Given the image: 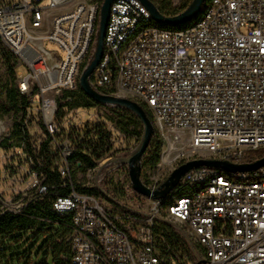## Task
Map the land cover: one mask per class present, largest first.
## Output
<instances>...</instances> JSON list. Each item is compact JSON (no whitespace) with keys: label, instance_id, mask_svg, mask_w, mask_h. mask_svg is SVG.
<instances>
[{"label":"built area","instance_id":"obj_1","mask_svg":"<svg viewBox=\"0 0 264 264\" xmlns=\"http://www.w3.org/2000/svg\"><path fill=\"white\" fill-rule=\"evenodd\" d=\"M103 1L0 0V44L16 58L17 91L28 102L18 116L0 120V158L18 161L27 176L12 178L1 210L18 214L25 198L47 194L35 157L44 148L55 154L60 177L74 174L83 190L71 186L52 203L53 213L71 218L61 264H264V166L241 173L194 168L165 199L153 200L135 193L127 166L114 163L135 144L85 173L71 160L72 136L114 108L93 103L82 122L79 110L65 111L69 99L61 100L92 60ZM148 1L158 10L159 0ZM203 6L195 23L177 30L154 22L139 0L113 1L89 85L143 108L152 139L168 138L182 159L175 168L204 159L200 152L211 155L205 160L251 164L262 157L249 156L264 150V0ZM103 169L124 182L99 186ZM141 182L153 192L164 181Z\"/></svg>","mask_w":264,"mask_h":264},{"label":"trees","instance_id":"obj_2","mask_svg":"<svg viewBox=\"0 0 264 264\" xmlns=\"http://www.w3.org/2000/svg\"><path fill=\"white\" fill-rule=\"evenodd\" d=\"M168 0H159L156 6L160 13L167 17H173L182 13L192 2L186 0L180 7L166 9L162 3ZM207 1V0H206ZM199 15L191 22L177 27L163 26L169 29H184L195 23L201 16ZM2 47V45L0 44ZM3 67L4 76L0 79V120L5 117H16L27 106V99L19 95L16 86V58L5 48H3ZM69 99L64 106L66 112L74 110L89 109L94 106L78 87L73 92H64L61 100ZM143 109V108H142ZM144 110V109H143ZM151 121V116L144 110ZM73 114V113H72ZM111 125V127L108 126ZM119 134L123 135L120 138ZM142 137V126L139 120L129 111L114 107L110 114L101 118L95 124L86 126L77 138H71L74 150L72 153L73 161L80 164L83 173L97 167L100 161L109 156L111 152L128 150L134 144L138 146ZM1 144L0 148L4 149ZM161 145L152 139L141 159V169L153 170L159 162ZM264 156V150L258 151L249 156L250 159ZM41 163L42 168L39 172L45 178V184L49 185V191L45 195H31L23 200V206L18 214H13L1 210L0 206V246L5 241L18 243L23 238L21 234H30L32 238L48 235L49 237L43 244L47 250V255L51 257L53 264H61L62 258L69 255V246L66 243L67 237L71 233V218L69 216H59L52 211V203L58 196H66L70 187L74 186L78 191H83L76 185L74 174L70 178H61L56 167L51 165L55 154L48 153L44 148L35 156ZM19 162L13 158H0V186L2 190V200L9 199L6 187H11L12 178L20 175L23 179L27 178L19 171ZM9 184V185H8ZM112 190L116 191L114 187ZM96 195L100 194L95 191ZM116 193V192H115ZM118 194V193H117ZM3 250L0 249V252ZM37 264H48L46 259Z\"/></svg>","mask_w":264,"mask_h":264},{"label":"water","instance_id":"obj_3","mask_svg":"<svg viewBox=\"0 0 264 264\" xmlns=\"http://www.w3.org/2000/svg\"><path fill=\"white\" fill-rule=\"evenodd\" d=\"M113 1L115 0H104L102 3L99 12L98 31L95 40V51L91 62L82 72L79 78L78 85L80 90L83 92V94L93 103L99 105L123 108L129 111L130 113H132L139 120L142 126V137L138 146L135 148V150L130 154L128 158L114 161V163L127 166L128 178L132 190L141 196L153 200L165 199L166 196L177 185L181 177L185 173H187L188 171L194 168L207 167V168L221 169L227 172L241 173V172L254 171L263 167L264 156L260 160H257L254 163L241 164V165H233L227 162H222L217 160H205V159L192 160L175 168L156 191L152 192L148 188H146V186L141 182L140 161L145 151L147 150L148 145L154 134L153 126L150 119L147 117L144 110L136 103L123 98H115V97L100 95L90 87L88 81L89 77L93 73L94 69L96 68L102 57L103 37H104L107 21L109 18V9ZM139 1L146 8V10L151 16V19L154 22L169 27H177L189 23L193 19H195L202 11V7L206 0H192L189 6L182 13L173 17H167L162 15L156 9L154 4L148 0H139ZM99 191L102 195L105 196L104 192L101 189H99Z\"/></svg>","mask_w":264,"mask_h":264},{"label":"rangeland","instance_id":"obj_4","mask_svg":"<svg viewBox=\"0 0 264 264\" xmlns=\"http://www.w3.org/2000/svg\"><path fill=\"white\" fill-rule=\"evenodd\" d=\"M186 0H168L162 3V7L166 9H175L180 7ZM36 34H41V32H36ZM46 49L49 51H57L58 49L50 44L46 45ZM3 55L4 51L0 46V79L5 74V69L3 67ZM19 71L25 73L23 67L19 68ZM94 113V108L89 109H81L79 111V117L82 119V122H86L90 119L91 115ZM7 117L3 118L6 119ZM152 140V139H151ZM155 141H158L161 145L159 162L156 165L155 169H141V180L142 181H153L156 183H160L166 180V178L170 175L173 168H175L182 159L178 158V152L174 149V152L170 151V143L168 142V138H163L161 136L156 135L154 137ZM163 156L161 157L162 153ZM201 156L204 159H208L211 155L200 152ZM191 156L190 153L186 154L185 157L189 158ZM101 176L98 175L99 186L105 187L106 182L112 181V184H120V182H124V175L117 174L115 171H112L111 175H108L106 169H103L101 172ZM120 181V182H119ZM9 185V184H8ZM111 186V183L108 184ZM2 187L0 186V191ZM13 207H15L13 205ZM12 207V208H13ZM22 240L18 243L5 241V243L0 246V249L3 251L0 252V264H37L39 261L46 259L48 264H53L51 257L47 255V250L43 248V244L46 239L49 237L48 235L34 237L30 234L24 235L21 234Z\"/></svg>","mask_w":264,"mask_h":264}]
</instances>
